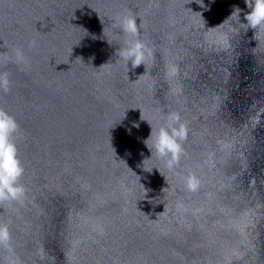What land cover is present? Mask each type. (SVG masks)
Segmentation results:
<instances>
[{
	"label": "water",
	"instance_id": "water-1",
	"mask_svg": "<svg viewBox=\"0 0 264 264\" xmlns=\"http://www.w3.org/2000/svg\"><path fill=\"white\" fill-rule=\"evenodd\" d=\"M248 11L0 0V109L19 126L25 188L0 203V264H264V28ZM127 15L153 52L135 69L115 54ZM170 113L188 129L173 169L144 143Z\"/></svg>",
	"mask_w": 264,
	"mask_h": 264
},
{
	"label": "clouds",
	"instance_id": "clouds-1",
	"mask_svg": "<svg viewBox=\"0 0 264 264\" xmlns=\"http://www.w3.org/2000/svg\"><path fill=\"white\" fill-rule=\"evenodd\" d=\"M244 3L249 9L244 14V20L247 22L248 27L253 30L264 28V0H244ZM240 11L241 9L234 6L233 12L235 14L238 15ZM118 24L121 31L130 39L126 41L123 47L116 50L115 54L125 62L126 67L129 62H131L132 69L144 65L146 60L153 57V52L139 39L136 18L132 15L123 16L119 19ZM32 46H35V41L32 42ZM16 57L18 61L23 62L24 56L21 50H16ZM176 71L175 67H171L169 74L174 75ZM142 75L144 73L140 76ZM9 86L8 74L0 73V90L7 91ZM135 126L138 127V125ZM18 128L15 118L5 110L0 109V203L17 201L25 194V188L20 182L24 168L20 162L14 139ZM187 134V125L181 121L179 114L170 113L167 116L166 123L159 129L153 132L151 128L150 134L144 143L151 153L154 151L158 157L164 159L169 169H173L184 153L182 144L187 138ZM148 141L152 142L151 147L148 146ZM161 176L163 175L161 174ZM164 181L167 183L165 177ZM199 183V179L194 174L185 177V186L189 191H196ZM163 190L164 188L161 189V192ZM163 211L159 214H162ZM10 238L8 226L0 224V244L8 243Z\"/></svg>",
	"mask_w": 264,
	"mask_h": 264
}]
</instances>
